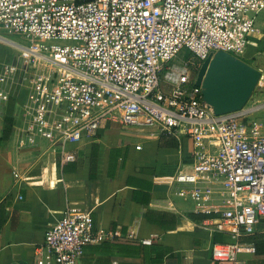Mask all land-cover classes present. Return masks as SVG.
<instances>
[{"label": "built area", "instance_id": "obj_1", "mask_svg": "<svg viewBox=\"0 0 264 264\" xmlns=\"http://www.w3.org/2000/svg\"><path fill=\"white\" fill-rule=\"evenodd\" d=\"M262 13L264 0H0V31L22 41L8 42L17 63L0 68V101L26 92L23 133L61 164L75 159L65 144L92 140L104 122L187 138L192 162L171 179L175 195L201 209L217 195L219 217L200 227L230 241L214 243L211 257L245 264L240 239L264 219V95L217 116L195 80L209 55L246 63ZM106 238L88 210L68 206L32 264H79L84 247Z\"/></svg>", "mask_w": 264, "mask_h": 264}, {"label": "crops", "instance_id": "obj_2", "mask_svg": "<svg viewBox=\"0 0 264 264\" xmlns=\"http://www.w3.org/2000/svg\"><path fill=\"white\" fill-rule=\"evenodd\" d=\"M257 25L261 34L254 47L260 52L264 14L258 15ZM258 89L257 95H264V83ZM25 99L26 92L20 91L0 101V138L5 117L13 121L8 140L0 144V264H32L46 230L71 205L88 210L93 229L107 236L84 247L79 264H229L214 261L210 253L214 243L229 237L200 227L219 217L221 199L213 195L201 209L175 195L181 186L171 179L192 162L190 140L104 122L92 140L65 144L64 151L75 159L61 164L56 149L23 133ZM189 214L214 217L193 221ZM255 233L264 234V219ZM240 243V261L264 264V254Z\"/></svg>", "mask_w": 264, "mask_h": 264}, {"label": "water", "instance_id": "obj_3", "mask_svg": "<svg viewBox=\"0 0 264 264\" xmlns=\"http://www.w3.org/2000/svg\"><path fill=\"white\" fill-rule=\"evenodd\" d=\"M261 76L260 69L219 52L209 55L202 63L195 86L201 88L204 103L219 116L241 110L250 100Z\"/></svg>", "mask_w": 264, "mask_h": 264}, {"label": "trees", "instance_id": "obj_4", "mask_svg": "<svg viewBox=\"0 0 264 264\" xmlns=\"http://www.w3.org/2000/svg\"><path fill=\"white\" fill-rule=\"evenodd\" d=\"M259 55V49L256 50L255 47H248L247 52H246V59L247 60H253L255 63H259V59H256L255 56ZM255 68L259 69L258 66H255ZM259 89L256 88L255 92L258 93ZM12 125H13V121L12 118L10 117H5L4 119V130L2 133V136L0 138V144L4 141H7L10 134H11V130H12ZM188 219L193 220V221H197V218L200 219H210L213 218L214 215H195V214H189ZM241 241L243 240L244 242H248L250 244L253 245L254 249H255V253L257 254H264V234H257L254 233L252 235H247L244 236L243 238L240 239Z\"/></svg>", "mask_w": 264, "mask_h": 264}, {"label": "rangeland", "instance_id": "obj_5", "mask_svg": "<svg viewBox=\"0 0 264 264\" xmlns=\"http://www.w3.org/2000/svg\"><path fill=\"white\" fill-rule=\"evenodd\" d=\"M262 14H264V13H262ZM0 36H2L3 38L5 37L2 34H0ZM2 37H0L1 38L0 39V67H3L1 65H8L9 66L11 64H16L17 63V51L12 46H10L8 44V42H15L16 43L17 41H20V42H22V41L19 38H13V37H9V36H6L9 38V40H3ZM255 58L256 59L264 58V51H260L259 55L255 56ZM245 62L252 67H254V65L258 66L259 69L262 70L261 72H262V76L264 78V62L261 63V61H259V63L257 64L252 59L251 60H245ZM22 64H23V62L20 61L19 65H22ZM260 83L262 84V83H264V81L260 80L258 82V85L256 88H258L260 86ZM13 93H14V91H12L11 94H13ZM257 94H259V93L254 91V93L252 94L250 99L255 100V99L259 98L260 95L258 96Z\"/></svg>", "mask_w": 264, "mask_h": 264}]
</instances>
